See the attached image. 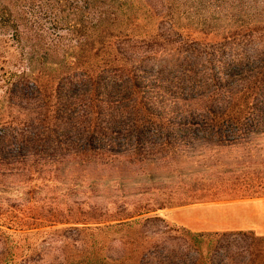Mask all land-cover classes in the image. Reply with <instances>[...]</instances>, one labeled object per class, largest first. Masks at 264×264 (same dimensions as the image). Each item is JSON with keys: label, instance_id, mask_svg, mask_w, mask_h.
<instances>
[{"label": "trees", "instance_id": "trees-1", "mask_svg": "<svg viewBox=\"0 0 264 264\" xmlns=\"http://www.w3.org/2000/svg\"><path fill=\"white\" fill-rule=\"evenodd\" d=\"M62 1L68 3L70 0ZM160 1L168 3L164 13L171 17L172 5L180 0ZM182 1L203 6L205 8L200 12L209 14L214 13L213 2L223 6L236 0ZM134 2L76 0L92 9L96 19L95 22L86 20L81 10L80 15L68 22L70 28L84 37L77 57L82 60L80 66L83 67L79 78L82 82L80 93L75 97L73 86L71 90L69 84L63 88L57 83L51 90L42 87L38 108L32 114H26L19 126L0 131V170L18 169L13 165L23 169L29 160L33 171L46 167L55 173L54 179H58L66 165L60 161L71 155L76 159L72 164L79 160L81 163L83 159L113 151L120 141L132 140L138 150L139 143L144 141L157 146V151L170 153L177 162L189 160L192 168L186 172L179 168L176 171L178 195L169 191L164 200L119 219L144 214L141 219L144 222L162 220L156 212L167 208L264 197V154H251L260 144L259 138L264 137V52L256 54L263 58L256 64L248 61L253 56L241 58V54L231 53L221 71L212 72L211 68L207 75L202 74L192 64L194 51L181 49L179 38L173 41L178 45L173 51H167L166 59L161 58L162 50L154 48L162 36L161 22L165 14L160 17L154 34L149 37L135 34L141 20L146 19L148 9L144 7L149 8L150 2ZM27 6V0H0V24H10L18 33L21 15L27 12ZM89 30L92 34L87 37ZM247 37L251 38V34L237 38L241 42ZM133 38H141L138 42L143 44L142 50L133 45L136 43ZM48 102L51 109L45 106ZM76 102L77 110L73 108ZM235 147H242V151L234 158L220 155L221 150L228 153ZM13 148L16 149L11 153ZM258 149L263 148L259 146ZM20 207L16 211L19 214H15L12 206L0 209L1 236H30L33 230L37 233L45 227L52 228V232H64L74 228L53 227L98 223L89 216V211H72L70 206L51 207L46 214L31 209L36 212L30 216ZM229 233L240 238L237 241L228 238L211 241V238H200L206 236L203 233L193 234L190 244L194 246L195 256L189 258L180 250L162 249L153 255L144 251L131 259L126 254L107 259L111 264L113 260H119L118 264H264V235H256L252 230ZM203 242L207 244L205 254L200 248ZM91 251L85 261L75 259L73 254L67 255L65 251L63 258L52 260L3 255L0 264H108L93 260Z\"/></svg>", "mask_w": 264, "mask_h": 264}, {"label": "rangeland", "instance_id": "rangeland-1", "mask_svg": "<svg viewBox=\"0 0 264 264\" xmlns=\"http://www.w3.org/2000/svg\"><path fill=\"white\" fill-rule=\"evenodd\" d=\"M148 1L151 8L144 7L148 13L135 34L151 36L161 22L160 17L165 14L161 22L162 36H158L160 39L154 45L156 50L163 51L161 58L166 59L167 51H173L178 45L173 41L179 38L180 48L194 51L192 64L205 75L211 70L221 71L223 62L231 53L237 52L241 58L253 56L248 60L253 64L263 59L256 54L264 52V0H236L223 6L213 2L211 8L214 13L209 14L200 12L205 8L203 6L180 0L172 5L171 17L164 13L168 3ZM27 3V12L21 15L18 33L10 24H0V131L19 126L26 114H32L38 108L42 87L51 90L57 83L63 88L69 84L71 90L73 86L75 97L82 87L79 80L83 74L82 60L77 57L84 37L70 28L68 22L80 15L81 10L83 18L95 22V13L76 0L68 3L62 0H27ZM249 33L251 38L238 40V35ZM86 34L87 37L92 34L91 30ZM165 37L169 40L166 41ZM140 39H132L136 41L133 45L139 49L144 47L138 42ZM45 106L52 108L49 102ZM77 107L76 102L73 108L77 110ZM118 137L122 139L120 135ZM259 142L251 154H264V137H260ZM139 145L138 150L132 140L120 141L113 151L83 159L81 163L78 159L75 164L72 163L76 159L71 155L60 161L66 165L58 179H54L55 173L46 167L33 171L29 160L23 169L19 165H13L18 168L13 171L1 167L6 169L0 170V209L12 206L15 214H19L16 211L21 206L25 209L23 213L30 216L36 212L31 209L46 214L51 207L70 206L72 211H89V216L98 223L58 224L53 228L74 229L52 232V228L45 227L37 233L33 230L32 235L25 237L5 238L0 235V256L20 255L52 260L63 258L67 251V255L73 254L75 259L85 261L93 250V260L111 264L108 257L118 258L126 254L131 259L144 251L153 255L164 249L180 250L189 258L195 256L190 238L198 232L206 235L200 238H211V241L216 238L237 241L240 236L229 233L237 230H252L256 235H264V197L223 199L167 208L156 212L162 220L144 222L141 220L144 214L119 219L164 200L169 191L178 193L176 171L179 168L186 172L192 168L189 160L177 162L170 153L157 151L155 145L144 141ZM259 146L263 149L259 150ZM15 149L10 150L11 153ZM240 151L242 147H235L228 153L221 150L220 155L234 158ZM29 199L31 202L27 204ZM223 232L228 233L221 235ZM206 247L204 242L200 245L203 254ZM119 262L113 260L112 264Z\"/></svg>", "mask_w": 264, "mask_h": 264}]
</instances>
